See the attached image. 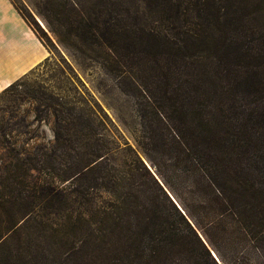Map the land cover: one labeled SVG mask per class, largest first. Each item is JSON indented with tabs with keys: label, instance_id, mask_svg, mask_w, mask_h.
<instances>
[{
	"label": "trees",
	"instance_id": "16d2710c",
	"mask_svg": "<svg viewBox=\"0 0 264 264\" xmlns=\"http://www.w3.org/2000/svg\"><path fill=\"white\" fill-rule=\"evenodd\" d=\"M127 1L67 0V12L47 0L44 16L65 48L64 32L107 51L137 98L151 169L141 157L114 169L85 115L74 142L59 125L66 164L53 181L14 173L2 185L0 264H264L263 5L143 0L165 13L162 34L131 23ZM102 192L113 201L96 216L74 206Z\"/></svg>",
	"mask_w": 264,
	"mask_h": 264
},
{
	"label": "rangeland",
	"instance_id": "374dc122",
	"mask_svg": "<svg viewBox=\"0 0 264 264\" xmlns=\"http://www.w3.org/2000/svg\"><path fill=\"white\" fill-rule=\"evenodd\" d=\"M46 1L12 0L33 30L40 34L49 53L35 70L0 94V194L5 192L2 185L8 182L6 178L14 173L28 181H53L58 167L64 168L66 164L61 160L64 159L62 149L56 145L57 127L70 131V134L64 132L65 137L74 142L78 138L73 135V129L80 114L90 118L108 142L109 163L114 169L125 172L138 157L151 169L140 146L142 123L137 98L125 92L118 73L107 68L109 57L105 49H83L76 36L65 32L62 37L70 45L65 48L60 44L45 20ZM55 1L62 3L61 11L64 4L67 12L70 11L67 0ZM241 1L253 4L254 9L260 4L264 7V0ZM126 8L130 22L137 27L162 34L172 32L161 9H154L143 0H128ZM68 14L63 12L61 18ZM71 142H66L68 148ZM36 158L44 166L40 173L32 170L33 165L29 163ZM30 174L33 179L29 178ZM112 201L110 194L102 192L93 195L88 205L74 206L81 212L88 209V213L96 216ZM46 207L47 200H44L40 208L45 217L50 213ZM49 218L58 221L56 216Z\"/></svg>",
	"mask_w": 264,
	"mask_h": 264
},
{
	"label": "crops",
	"instance_id": "0c3cea01",
	"mask_svg": "<svg viewBox=\"0 0 264 264\" xmlns=\"http://www.w3.org/2000/svg\"><path fill=\"white\" fill-rule=\"evenodd\" d=\"M48 53L12 0H0V94L35 70Z\"/></svg>",
	"mask_w": 264,
	"mask_h": 264
}]
</instances>
